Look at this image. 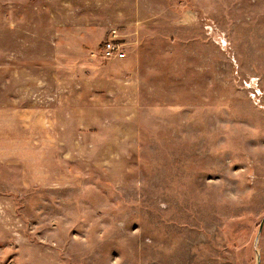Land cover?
I'll list each match as a JSON object with an SVG mask.
<instances>
[{
	"label": "rangeland",
	"instance_id": "374dc122",
	"mask_svg": "<svg viewBox=\"0 0 264 264\" xmlns=\"http://www.w3.org/2000/svg\"><path fill=\"white\" fill-rule=\"evenodd\" d=\"M263 218L264 0H0V264H264Z\"/></svg>",
	"mask_w": 264,
	"mask_h": 264
},
{
	"label": "built area",
	"instance_id": "2783aa9c",
	"mask_svg": "<svg viewBox=\"0 0 264 264\" xmlns=\"http://www.w3.org/2000/svg\"><path fill=\"white\" fill-rule=\"evenodd\" d=\"M127 55L124 44L118 39V35L114 30L109 34L108 39L102 43L101 56L104 60H122Z\"/></svg>",
	"mask_w": 264,
	"mask_h": 264
},
{
	"label": "water",
	"instance_id": "95a60500",
	"mask_svg": "<svg viewBox=\"0 0 264 264\" xmlns=\"http://www.w3.org/2000/svg\"><path fill=\"white\" fill-rule=\"evenodd\" d=\"M263 225H264V218L261 220V222H260V224H259L258 234H260V233L262 232ZM256 264H260V259H259V258H257V260H256Z\"/></svg>",
	"mask_w": 264,
	"mask_h": 264
}]
</instances>
